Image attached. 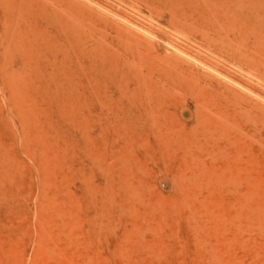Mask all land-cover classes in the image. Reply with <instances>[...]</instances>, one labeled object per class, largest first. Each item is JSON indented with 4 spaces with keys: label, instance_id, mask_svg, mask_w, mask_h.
I'll use <instances>...</instances> for the list:
<instances>
[{
    "label": "rangeland",
    "instance_id": "obj_1",
    "mask_svg": "<svg viewBox=\"0 0 264 264\" xmlns=\"http://www.w3.org/2000/svg\"><path fill=\"white\" fill-rule=\"evenodd\" d=\"M218 1L0 0V264H264V0ZM203 14L254 59L177 24ZM144 46L200 76L157 86L167 150L117 138L150 92Z\"/></svg>",
    "mask_w": 264,
    "mask_h": 264
},
{
    "label": "bare ground",
    "instance_id": "obj_2",
    "mask_svg": "<svg viewBox=\"0 0 264 264\" xmlns=\"http://www.w3.org/2000/svg\"><path fill=\"white\" fill-rule=\"evenodd\" d=\"M220 1V0H219ZM218 1V2H219ZM233 1V0H232ZM31 3V2H30ZM43 3V2H41ZM22 4V3H21ZM44 4V3H43ZM190 4V3H189ZM30 5V4H29ZM42 5V4H41ZM203 5V4H202ZM77 6V5H76ZM196 6V5H195ZM74 7V6H73ZM77 8V7H75ZM74 8V9H75ZM40 11V10H39ZM78 12V11H77ZM83 14V12H82ZM80 15V14H79ZM179 20V19H178ZM225 22H226V19H225ZM222 23V20L221 18H217V17H214V18H211L210 16H205L204 14L203 15H200V16H196L194 19L190 20L189 22H187L186 20H179L177 21V24H179L178 26L181 27V28H187L189 31L191 32H194L196 29H201L202 31V37H201V41L203 43H205L206 45L208 46H212L220 51H223L225 52L228 56H230L233 60H236V61H239V62H243V63H246L247 61H250L253 58L252 55H249L247 53V51L243 50L242 49V42H238L237 44H233L231 41L229 42L227 39H225L223 36H221V34H218L217 36L215 35H209L208 34V31H207V28H212L213 30H215L217 33H220L219 32V29L218 28H215L216 25H220ZM64 26V25H63ZM159 26V25H158ZM61 27H62V24H61ZM66 27V25L64 26ZM76 28V27H75ZM146 28V27H145ZM162 28V27H161ZM173 28V27H172ZM65 29V28H64ZM151 30V29H150ZM149 30V31H150ZM193 35V34H192ZM198 35V34H197ZM189 36V35H188ZM131 43L130 44V47H131V50H129V52H131L130 54L133 56H137V53H140V49H141V43L140 41H138V39L132 37V36H126ZM196 37V36H195ZM198 37V36H197ZM199 38V37H198ZM198 41V40H197ZM199 42V41H198ZM201 43V42H200ZM144 48L146 49V52L147 53H142L144 58L145 56L149 55L150 52L148 50V47L147 46H144ZM167 49H170L172 50L173 47H169L167 46ZM181 51V50H180ZM141 55V54H140ZM140 55L138 54V57H140ZM142 56V55H141ZM147 56L145 58V61L143 63H141L143 66L146 67V71L148 74H150V80L152 81V85L150 86L149 85V89L150 92L143 97V94L141 92V97L140 99L138 100H135V99H130L129 102H128V105L126 107L129 115L131 116V120H128L126 117H118L119 119H116L114 120V124L117 128V138L123 140V141H138V140H142V139H148L149 137H153L156 142L161 145L165 150H167L166 148L168 147V143L166 142V137L162 134V131H161V128L159 125L156 126V122H159V119L160 117L164 114L163 112V108H162V105H163V100H162V96H161V92L160 90L157 88L158 85L160 86H163L165 85V82H171L172 84L174 83V81L176 82L178 80V78L180 77L182 79V77L180 76V73L184 72L186 75L189 74V77L192 78V81H198L200 80L199 79V75H194L192 73V71H187L185 70V67H182L180 66L177 62H174V61H171L167 58H164V59H159V60H154L153 58H148L147 59ZM150 57V56H148ZM175 58V57H174ZM141 59V57H140ZM173 59V58H172ZM177 59V58H176ZM180 62V61H179ZM190 64V63H189ZM171 67H169V66ZM142 66V67H143ZM192 66V65H190ZM194 67V66H193ZM189 68V67H188ZM194 69V68H193ZM206 71V70H205ZM199 72V71H198ZM200 73V72H199ZM207 73V72H206ZM205 73V74H206ZM155 75V76H154ZM207 76V74H206ZM205 76V77H206ZM209 76V75H208ZM146 77V76H144ZM152 77H154L155 79L152 80ZM210 77V76H209ZM147 78V77H146ZM199 82V81H198ZM182 83V82H181ZM188 84V83H187ZM225 84L227 85V83L225 82ZM145 85V84H144ZM174 85V84H173ZM185 85V83H184ZM139 87V85H137ZM147 86V85H146ZM151 87V88H150ZM140 88V87H139ZM230 88V87H229ZM143 89V88H142ZM188 89V88H187ZM225 89V88H224ZM231 89V88H230ZM141 90V88H140ZM194 90V89H193ZM198 90V89H197ZM233 90V88L231 89ZM166 91V90H165ZM235 91V90H234ZM184 92V91H183ZM196 92V91H195ZM202 92H205V89L204 91L202 90ZM232 92V91H230ZM166 93V92H165ZM197 94V93H196ZM206 94V93H205ZM217 94V93H216ZM215 95V94H214ZM243 95V94H242ZM178 96V95H177ZM193 96V95H192ZM199 96V95H197ZM216 96V95H215ZM231 96V95H230ZM180 97V96H179ZM217 97V96H216ZM194 98V96H193ZM196 98V97H195ZM200 98V97H198ZM250 99V98H249ZM238 98L235 97L232 104L238 102ZM254 101V100H253ZM256 101V100H255ZM247 102V101H246ZM222 104L224 106H222ZM252 105V104H251ZM219 106V116L220 117H224L226 118V109H227V106L229 107V103L227 101L224 100V102L218 104ZM223 107V108H222ZM256 107V106H255ZM239 108V107H238ZM264 109V108H263ZM261 113V112H260ZM240 115V114H239ZM246 116V115H245ZM241 117V116H239ZM247 117V116H246ZM250 117V116H249ZM259 117V116H258ZM248 118V117H247ZM229 119V116L228 118ZM249 119V118H248ZM253 119V118H252ZM251 119V120H252ZM133 120H137V123L142 127V130H140L139 128L138 129H135L133 130V128L131 127V123L133 122ZM234 120V119H233ZM131 122V123H130ZM169 122V121H168ZM236 122V121H235ZM102 123H107V121L105 122H102ZM222 123L225 124L224 121H222ZM130 127L132 128V130L130 129ZM130 129V131H129ZM177 131V130H176ZM232 132V131H231ZM193 136V135H192ZM257 136V135H256ZM172 137V136H171ZM178 137V136H177ZM192 139V138H191ZM246 139V138H245ZM189 140V139H188ZM179 142V141H178ZM188 142L187 141H184L181 142V143H178L177 145V149H179L181 151V156L182 158L185 159L186 158H191L192 156H195L194 154V151L191 150V148H189L187 144ZM240 143V142H239ZM263 143V141H262ZM172 144V143H171ZM174 145V144H173ZM251 145V144H250ZM238 147V146H237ZM230 148V147H229ZM235 148V147H234ZM259 148V147H258ZM263 148V147H261ZM233 149V148H232ZM237 149V148H236ZM243 149V147H242ZM251 149V148H250ZM204 150V149H203ZM228 150V149H227ZM230 150V149H229ZM256 150V149H255ZM260 150V148H259ZM264 151V149H263ZM162 152H164L162 150ZM174 152V151H173ZM238 153V151H236ZM253 152V151H252ZM258 152V151H257ZM260 152V151H259ZM168 153V152H167ZM203 153V152H201ZM225 153V152H224ZM236 153V154H237ZM262 153V151L260 152V154ZM233 154L230 155V158L227 160L230 162V165L229 166V171H231V173H233V175H236L237 176V179L239 180H243L244 178V175L242 174V163L240 162L241 159L240 157H237ZM244 154V153H243ZM250 154V153H249ZM256 152L254 151V155L255 156ZM259 154V155H260ZM174 155V154H173ZM215 155V154H214ZM258 155V156H259ZM180 156V157H181ZM239 156V155H238ZM248 156V155H247ZM258 156H256L255 158H259ZM165 157V156H164ZM175 157V155H174ZM176 158V157H175ZM254 158V157H253ZM254 158V159H255ZM261 158L262 155H261ZM182 159V160H183ZM171 160V159H169ZM221 159H219L220 161ZM257 160V159H256ZM262 160V159H261ZM195 161V159H194ZM218 161V160H217ZM218 161V162H219ZM263 161V160H262ZM261 161V162H262ZM227 162V161H226ZM234 162V163H233ZM167 163V162H166ZM197 163V162H196ZM260 163V161H259ZM236 164V165H235ZM254 164V162H253ZM252 164V165H253ZM261 164H264L263 162L260 163L259 165ZM259 165H256V167ZM213 166V164H212ZM227 166V167H228ZM255 166V165H254ZM263 166V165H262ZM188 167V166H187ZM193 167V166H192ZM191 167V168H192ZM186 168V167H185ZM184 168V169H185ZM211 168V167H209ZM262 168V167H261ZM193 169V168H192ZM218 169V168H217ZM259 169V168H257ZM241 170V171H240ZM264 168L260 171H263ZM178 172V171H177ZM195 172V171H194ZM192 173V172H191ZM211 173V172H210ZM225 173H228L227 171ZM252 173V171H251ZM257 174V173H256ZM206 175V174H205ZM258 175V174H257ZM259 176V175H258ZM224 177V175H223ZM207 178V177H206ZM226 179V178H225ZM245 179V178H244ZM255 179V178H254ZM258 179H260L258 177ZM213 180H216V178L214 177ZM251 180V179H250ZM264 180V178H263ZM210 182V181H209ZM214 183V182H213ZM242 183V182H241ZM231 184V183H230ZM243 184V183H242ZM246 185V184H244ZM243 185V186H244ZM217 186V185H216ZM230 186V185H229ZM228 186V187H229ZM263 186H264V183H263ZM212 187V186H211ZM232 187V185H231ZM245 187V186H244ZM243 187V188H244ZM233 188V187H232ZM242 188V187H241ZM227 189V187H226ZM246 189V188H245ZM248 189V187H247ZM246 189V190H247ZM256 189V187H255ZM243 190V189H242ZM254 190V189H253ZM260 190V188H259ZM262 191V190H260ZM219 193V192H218ZM244 193V192H243ZM241 194V196L238 195V197H235L234 201H235V204H237L238 206H241L244 204L245 200H244V194ZM262 193V192H261ZM264 193V192H263ZM239 194V193H238ZM257 198V197H256ZM257 199H260V198H257ZM256 199V200H257ZM228 201V200H227ZM226 203V201H225ZM228 203V202H227ZM251 203V202H250ZM230 204V203H229ZM257 205V203H256ZM260 205H262V203H260ZM254 206V205H252ZM251 206V207H252ZM249 213V212H248Z\"/></svg>",
    "mask_w": 264,
    "mask_h": 264
}]
</instances>
